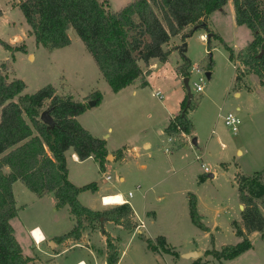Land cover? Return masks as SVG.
Masks as SVG:
<instances>
[{
  "label": "rangeland",
  "instance_id": "374dc122",
  "mask_svg": "<svg viewBox=\"0 0 264 264\" xmlns=\"http://www.w3.org/2000/svg\"><path fill=\"white\" fill-rule=\"evenodd\" d=\"M20 1L0 0L3 9L0 39L11 42L14 46L26 47L25 51L14 52L13 56V52L0 42V64L4 62L7 65L9 80L23 79L29 93H34L47 84L54 85L61 95H69L65 94L69 86L68 90L76 98H82L91 91H100L104 95L103 103L92 106V119L98 122L94 131L107 139L112 148H122L126 143L142 145L139 140L142 137L140 130L153 122L152 118L159 113V109L164 108L167 103H175L181 94L188 97L186 76L181 75L178 66L184 62L182 53L191 61L188 77L194 107L189 110L188 116L194 123L201 143L196 145L192 142L190 148H184L185 143L178 138V134L170 139L167 135H158L150 129L146 133L149 134L148 137L153 136V146L142 150V156L133 159V165L126 166L120 158L113 161L115 155H111L108 160L112 162L102 171L95 160L77 164L69 157L73 177L81 173L84 175L83 179L97 181L101 185V193L113 189L128 196V192L133 191L134 199L143 201L145 190H149V199L158 214V223L153 229L150 226L151 231L156 234L158 231L168 233L171 246L177 250V254L150 255L144 238H132L127 231L122 230L118 233L119 246L124 252L122 264H172L175 262L174 256L181 255V251L190 247L198 249L211 243L233 244L237 241L238 236L230 229L232 217L242 216L236 173L255 174L264 167V83L253 68L245 64L253 31L246 25L236 27L231 14L224 18L215 15L214 23L217 26L211 22L212 26L209 28L221 35L231 47L236 44L240 50L247 51L234 53L232 59L230 52L214 36L211 37L209 50V33L207 32L206 42H203L199 35L201 29L187 38V49L183 52L179 48L184 43L180 34L168 48L171 53L167 62L152 77L147 78L150 85L143 83L144 87L148 85L143 95L130 98L124 103L114 97L115 91L74 28L69 29L72 43L52 50L37 46L32 36L27 38L28 24L18 6ZM110 1L112 8L118 10L132 0ZM191 29L192 26L184 32ZM6 58L9 59L5 61ZM211 61L213 66L209 69ZM209 71L212 72L210 78ZM198 84L203 85V91L197 90ZM158 91L161 94L157 95ZM237 91L241 94L235 95ZM196 95H199L197 99ZM92 96L93 93L87 96L89 105L90 101L95 100ZM229 112H234L241 119L238 133H233L225 123V116ZM239 149L246 152L240 154ZM206 166L208 170H205ZM210 173H216V176L211 177ZM107 174H111V180L105 178ZM121 174L126 176L123 182L118 179ZM19 184L21 187L16 189L20 208L18 216L31 217L42 223L45 229L53 228L58 233L73 229L70 210L58 207L51 193L38 197L23 181ZM139 184L142 185L141 189H137ZM190 193L201 197L200 208L205 216L203 222L206 223L207 219L213 221V218L221 222L222 230L218 235L205 236L204 230L195 227L190 221ZM95 200V196L88 192L82 196L81 202L87 205L94 204ZM178 232L185 235H179ZM41 234L43 235L42 232ZM105 235L107 238L110 236L108 232ZM89 237L86 236L85 240ZM93 240L97 242L96 245H100L94 238ZM253 241V250L233 259H224L227 260L224 264H264V239L254 237ZM63 248L61 245L58 250ZM33 251L38 256V264H76L81 259L93 261L90 250L83 245H73L58 255L47 243L34 247Z\"/></svg>",
  "mask_w": 264,
  "mask_h": 264
},
{
  "label": "trees",
  "instance_id": "16d2710c",
  "mask_svg": "<svg viewBox=\"0 0 264 264\" xmlns=\"http://www.w3.org/2000/svg\"><path fill=\"white\" fill-rule=\"evenodd\" d=\"M228 0H132L123 8L114 10L110 0H21L18 4L28 24V35L34 36L37 45L52 50L72 43L69 29L74 28L92 54L101 73L113 91L132 84L144 73L154 58L166 62L171 50L165 49L172 37L182 34L184 43L195 31V26L207 23L204 28L211 37L217 38L230 52L234 49L209 28L208 17L222 9ZM236 22L246 25L254 33L249 44L245 64L253 68L264 83V0H233ZM3 9L0 6V17ZM192 26L189 32L186 28ZM211 37L208 38L211 50ZM9 51H25L26 47L14 46L0 40ZM186 50L185 45L179 47ZM178 66L181 75L188 77L190 59ZM213 61L209 64V69ZM7 65L0 64V264H33L32 258L23 254L22 246L15 236L11 219L18 214L13 192V183L21 180L42 197L53 193L58 207L68 206L75 218L73 229L56 239L65 241L81 237L86 223L99 222L102 217L125 228L135 227L132 206L125 202L100 211L84 205L79 195L86 190L97 191L96 181L83 186L75 185L69 179L66 152L73 149L80 160L93 156L103 170L109 151L107 140L93 135L78 120V116L89 107L88 102L73 95H61L52 84H47L34 93H24L26 82L21 78L9 80ZM145 85L147 82L144 83ZM92 99L100 104L103 95L93 92ZM188 97L182 102L180 114L169 123L166 131L170 135H193L195 126L188 116L193 109V99L187 105ZM43 111L53 117L54 125L41 119ZM5 166L10 172L4 171ZM240 202L245 205L242 221H234L236 234L242 240L227 244L221 250L210 253L218 259H233L253 244L249 235L260 231L264 236V213L258 199L264 197V169L250 175L237 173ZM189 209L192 222L207 230L197 206V196L190 193ZM88 225V226H89ZM153 251L177 254L167 247L166 238H145ZM108 264H117L120 258L118 246L108 236Z\"/></svg>",
  "mask_w": 264,
  "mask_h": 264
},
{
  "label": "crops",
  "instance_id": "0c3cea01",
  "mask_svg": "<svg viewBox=\"0 0 264 264\" xmlns=\"http://www.w3.org/2000/svg\"><path fill=\"white\" fill-rule=\"evenodd\" d=\"M228 14L232 15V18L234 19V25L236 27L243 26V25H238L237 22H236V14H235L233 0H228L227 4L222 9L216 10V11H214L213 13H211L209 15V17H208V25H209V27L211 28V26H212L211 22L213 23V25L217 26L216 23H214L215 15H218L221 18H224ZM190 28H191V26L186 28L185 31L187 29H190ZM199 35H200L201 40L203 42H206L207 31L201 28V30L199 31ZM28 36L29 35H26L27 38H28ZM178 36H180V34L172 37L170 42L168 44H166L164 46V48L165 49L170 48L172 42L174 41V38H176ZM32 37H33V39H35L34 36H32ZM23 39H26V38H23ZM253 39H254V36L251 39V41ZM0 40H3V39H0ZM9 43H11V42H9ZM182 45H184V43ZM37 46H43V45H37ZM232 48L234 49V53H239L240 51H242L243 53L247 52V51L246 52L243 51V49L240 50L236 44ZM50 53H52V51ZM7 59H9V58H6L5 61ZM166 62H161L157 58L152 59L150 61L149 66H144V68L146 67V69L144 70L143 75L141 77H139L138 79H136L132 84L128 85L127 87L121 89L118 92H115V96L114 97H118V98H116L117 101L122 100V101H119V102H124L125 103V102H128L130 98H136V97L138 98V95L139 96L143 95V93L145 91V88H147V86H148L147 85V86L144 87L143 83L147 82V84L149 83V85H150V81L147 78H150V76L152 77V75L155 74V71L159 70ZM210 73L212 74V72H210ZM178 76L181 77L180 74H178ZM68 89H70L69 86H68L67 92H65V94L75 95L72 92H70ZM93 92H95V91H91V92H89V94H91ZM24 93H29V92H27V90H26ZM89 94L86 95V96L84 95L82 98H80V97L76 98V96H75V98L80 100V101H83V102H88L87 101V96H89ZM158 94H161V93L158 91L157 95ZM238 94L240 95L241 92L237 91L235 93V95H238ZM184 98H185V95L181 94V96L179 97V99L175 103L172 102V103L165 104L164 108H160L159 109V113L154 118H152L153 122H151L148 125L144 126L140 130L142 137L139 140H140V142H142V145H138L139 143H135V144L126 143V144L121 146L122 148H116V147L112 148V147L109 146V144H108L109 141L106 139L107 140V148H108V151H109V155L110 156L111 155H115V159L113 161H115L118 158H120L121 162L123 164H125L126 166L133 165V163H134L133 159H139L140 156H142V150L151 149L152 146H153V142L151 140V138H153V136L148 137L149 134L146 133L150 129H153L156 132V134H158V135H161V136L162 135H167L169 138L170 137L175 138L173 135L168 134V132L166 131V128L168 127L170 121L175 116L180 114L181 109H182V102H183ZM103 101H104V95H103L101 103H103ZM93 108L94 107L90 106L84 113H82V114H80L78 116V120L93 135H95L97 137H100L94 131L97 128L96 124L98 122H96L94 120V118L92 119ZM238 109H240V107H238ZM1 111H2V109L0 107V119H1ZM189 117H190V115H189ZM154 136H155V134H154ZM178 136H179L178 138H181V140L185 143V147L184 148H190L193 145L192 139L194 137L197 138V144L196 145L201 143V139L199 137H197L196 130L194 131L193 135L187 136V135H185L183 133V134L178 135ZM100 138H102V137H100ZM240 148H243V146L240 147ZM239 151H240V154H244L246 152L243 149H242V151H241V149H239ZM66 156H67V166H68V169H69V179L75 185L83 186L85 184L93 182V181H87L88 179H83L84 175L81 174V173H77L73 177V175L71 173V169H70V163H69V157H72L73 161H75L77 164H82L85 161H89V160L97 161L93 156H91V157H89V158H87L85 160H80L79 156L77 155V153H75V151L73 149L68 150L66 152ZM108 156H107V161L105 163V168H106V165H108L109 162H112V161L108 160ZM202 165L204 166V163ZM257 166H260V165L257 164ZM206 168H208V167L206 166L205 170H206ZM263 169H264V167L261 168V169H258L257 171H261ZM4 171L6 173H9L10 172V167L9 166H5ZM237 173H241V172H237ZM210 174H209V176H210ZM241 174H243V173H241ZM107 175H111V174H107ZM214 176H216V173H213V176H211V177H214ZM105 178H106V176H105ZM118 179H119L120 182H123V181L126 180V176L121 174ZM152 181H153V179H152ZM19 182H21V180H17V181H15L13 183V192H14V195H15L17 207H18V198H17V194H16V189H17V187H19V188L21 187L20 186L21 184H19ZM97 184H98V188L99 189L97 191H95V192H93L91 190L83 191L79 195L80 201L82 200V196L86 195L89 192L90 195L95 196L96 200H95L94 204L93 203H87L88 207H90L93 210L103 211V210H106V209L114 207V206L109 207L107 204H104V202L102 200L103 197L107 196V195L118 194V195H120L122 197V199L124 201L123 203L127 202V203H129L132 206L133 212H134L133 218H134V222H135V227L132 228V229H128V228H125L123 225L117 224L116 222H114L112 220L104 219L103 223H101V221L95 222L94 224H92L93 226L89 225V223H86V228L83 230V232L81 234V237L78 238V239L69 238V239H67L65 241H59V240L56 239L57 237L65 234V233H67V232H69L71 230H69V231H67L65 233H61V232L58 233L53 228H46L45 229L41 225L42 223L32 219L31 217L18 216L19 213H20V208L18 207V214H17V216H15V217H13L11 219V224L14 227L15 236H16L17 240L20 242V244L22 246L23 254L25 256H27V257L32 258V260H33L32 263L33 264H38L37 263L38 256L33 251V248L36 247V246L38 247L39 245H42L43 243H47L49 248H51V249L56 251L57 255L59 253H61V252L67 251L68 248H70L73 245H83V246H85L86 248H88L90 250V253H91L90 255L92 256L93 261L92 260L81 259L76 264H80L81 262H83L84 264H108L107 263V259H108V244H107V236L105 235V232L109 233V235L113 238L114 243L118 246V250H119V253H120V258H119V261H118L117 264H122V258H123L124 252H122L121 249H120V246H119V244H120L119 243L120 235H118V233L121 232L122 230L127 231L131 235L132 238H134L136 236H140L141 237V235H143L145 238H153V239H155L156 237L162 235V236H164L166 238L167 247H169L173 251H176V253H177V250H174L173 247L171 246V241H170V237H169L168 233H164L163 234V233H161L162 231H158V233L156 234V233H152V231H151V227L150 226H152V229H153L158 223V214H157L156 210H154V207L152 206V201L149 199L150 198L148 196V193H149L148 191L149 190H145V192L143 194L144 200L143 201H139V200L134 199L135 195H134L133 191H129L128 192V196H127V194L123 193L122 191H113V189L110 192L101 193V185L98 182H97ZM141 188H142V185L139 184L137 186V189H141ZM130 192H132V196L129 195ZM51 194L53 195V193H51ZM54 199H55V197H54ZM189 200H190V197L188 196V201ZM257 201H258V204H259L262 212L264 213V197L258 199ZM200 202H201V197L197 196L198 210H199V213L201 214L202 219H203V218H205V216L203 215V213L201 211V208H200L201 207V203ZM56 203H57V201H56ZM115 205H118V204H115ZM64 207L69 209L68 206H64ZM244 207H245V205L240 202L241 210H243ZM189 217H190V221L192 222L191 216H189ZM70 221H72V224L74 226L76 221H75V218H74V216L72 214L70 216ZM234 221H239V222L242 221V216L237 217V218L232 217V221H230V224L232 225L230 227V229H232L233 232L236 234V228L234 226ZM97 223H99L100 225H98ZM203 223L207 226V228H208L207 230L201 229L200 227L196 226L194 223L193 224L195 225V227H198L199 229L204 230L203 232H205V236H208L209 234H211L212 236H216V234L218 235V233L222 230V224H221L220 221H218L217 218H213V221H209L207 219V222L206 223L203 222ZM37 228H39L41 230V232L43 233V239L39 240L38 241L39 243H37L35 241L34 237L32 236V231H35V229H37ZM92 231H94V232H92ZM150 231H151V233H149ZM89 232H91V233L89 234ZM178 234L179 235H185L184 233H180V232H178ZM86 236H90V237L85 240ZM254 237H261L262 239H264V236H263L262 232L253 231L249 235V238H250L253 246H252L251 249L247 250L245 253L249 252L250 250H253V248L255 247V243L253 241ZM93 238L96 241H98L100 245H96L95 243H97V242H94ZM237 238H238V239H236L237 241H234L233 244H236V243H238V242H240L242 240L241 236H238ZM146 243H147V241H146ZM35 244H36V246H34ZM220 244L216 245L214 243H211V244H208L207 246H204V247L200 246L198 249H200L201 255L198 258H188V257L183 256L184 253L196 250L195 247H190L189 249H186L185 251H181L182 252L181 255L179 254V255L174 256L175 257V262L172 263V264H224V261H227V260L218 259L213 254L207 252L209 250L210 251L211 250H221L224 245H227L225 243H222L221 245ZM230 244H232V243H230ZM61 245L64 246V248L61 249V250H58V248ZM196 246L198 247V245H196ZM147 251L151 252L150 255H153V256H155V255L158 256L159 254L163 256L164 254L168 253V252H164V251H153V250H151L148 247V243H147ZM45 252H47V251H45ZM245 253H243V254H245ZM243 254H241V255H243Z\"/></svg>",
  "mask_w": 264,
  "mask_h": 264
},
{
  "label": "water",
  "instance_id": "95a60500",
  "mask_svg": "<svg viewBox=\"0 0 264 264\" xmlns=\"http://www.w3.org/2000/svg\"><path fill=\"white\" fill-rule=\"evenodd\" d=\"M207 27V23L206 22H203L201 25H197L195 26V29L198 30V29H204ZM208 37H211V34H208ZM184 45L186 46V49H187V43H184ZM264 53V50L260 53V56H262ZM211 76V73L210 71L208 72V77L210 78ZM185 84L188 86L189 88V95H188V101H187V105H189L192 101V97H193V94L190 90V86H189V77H186L185 78ZM199 97V95H196L195 98L197 99ZM97 104V101L96 100H92L90 101V106H94ZM41 119L44 123L48 124V125H51L53 126L54 125V120H53V117L50 115V113L48 111H43L42 114H41ZM192 142L194 144H197V138L194 137L192 139ZM111 156L109 155L108 158H110ZM210 176H213V173L210 174ZM104 217H102L100 219L101 223L104 222ZM201 255V251L200 249H196L194 251H190V252H187V253H184L183 256L185 257H188V258H198L199 256Z\"/></svg>",
  "mask_w": 264,
  "mask_h": 264
},
{
  "label": "built area",
  "instance_id": "2783aa9c",
  "mask_svg": "<svg viewBox=\"0 0 264 264\" xmlns=\"http://www.w3.org/2000/svg\"><path fill=\"white\" fill-rule=\"evenodd\" d=\"M197 90L198 91H202L203 90V85L202 84H198ZM225 123L233 131V133H238L239 132L241 119L234 112H229L225 116ZM167 151H170V150L167 148ZM206 170H208V168H206ZM106 179L107 180H111L112 176L111 175H106ZM129 195L132 196V192H130ZM32 236L34 237L35 241L37 243H39L38 242L39 240L35 237L34 231H32Z\"/></svg>",
  "mask_w": 264,
  "mask_h": 264
},
{
  "label": "bare ground",
  "instance_id": "6f19581e",
  "mask_svg": "<svg viewBox=\"0 0 264 264\" xmlns=\"http://www.w3.org/2000/svg\"><path fill=\"white\" fill-rule=\"evenodd\" d=\"M102 200L104 204L107 205L120 204L124 202L122 197L118 194L104 196ZM35 235L38 238V240H41L43 238V235L41 234L40 230H36ZM80 264H84V263L81 262Z\"/></svg>",
  "mask_w": 264,
  "mask_h": 264
}]
</instances>
